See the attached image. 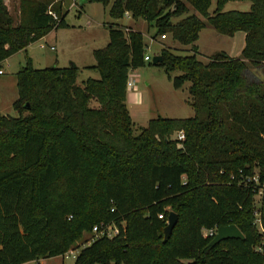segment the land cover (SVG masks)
Instances as JSON below:
<instances>
[{
	"label": "trees",
	"instance_id": "trees-1",
	"mask_svg": "<svg viewBox=\"0 0 264 264\" xmlns=\"http://www.w3.org/2000/svg\"><path fill=\"white\" fill-rule=\"evenodd\" d=\"M81 1L101 3L114 20L88 67L98 77L77 83L73 63L37 69L26 56L15 73L19 114L0 113V264L62 255L101 222L120 233L80 248L72 264H264L253 252L264 240V192L258 230L256 191L240 184L264 173V0H248L247 11L221 10L243 0H216L212 13L211 0ZM187 4L202 18L191 13L172 23ZM47 6L19 0L15 24L0 0V62L64 24L60 4L51 6L58 21ZM125 13L153 26L154 42L169 34L191 45L188 55L161 47L157 64L174 89L188 83L192 117L157 116L133 133L126 83L148 47L140 31L117 23ZM206 26L226 36L242 31L240 56L215 51L201 62L194 43ZM179 131L184 141L172 136ZM169 211L177 222L164 238ZM228 224L244 238L209 246L212 236L202 230Z\"/></svg>",
	"mask_w": 264,
	"mask_h": 264
},
{
	"label": "rangeland",
	"instance_id": "rangeland-1",
	"mask_svg": "<svg viewBox=\"0 0 264 264\" xmlns=\"http://www.w3.org/2000/svg\"><path fill=\"white\" fill-rule=\"evenodd\" d=\"M6 1L14 23H19V0ZM43 2H48L47 11L51 10L58 18L59 15L51 6L60 4L64 24L52 28L43 36L44 39L36 40L27 46L26 51H18L11 55L7 61L0 62V69L3 70V74H0V113L4 115L17 117L19 114L12 106L13 101L18 96L15 73L25 62L26 56L31 59L33 67L37 69L52 65L66 67L70 63H73L79 69L77 83L87 78L98 77L97 70L88 67L95 65L93 50L102 49L106 45L107 37L105 35L108 24L114 22L109 17L107 8H104L99 2L82 3L81 0H43ZM215 7L216 0H211L208 11L212 13ZM187 8L188 11L186 13L172 17L171 22L175 23L191 13L202 18L188 4ZM249 8V1H228L222 6L221 10L247 11ZM117 23L128 25L132 29L142 33L144 45L148 47L146 48V53L151 58L156 53H159L161 47H169L175 54H192V51H190L191 45H181L172 41L169 34L165 38L157 36L156 42H154L151 36L155 33V29L143 19L133 20L128 16L117 21ZM38 43H42L43 47H39ZM194 44L198 50L197 58L203 63L208 62L209 56L215 51H225L231 57H239L244 45V33L237 31L232 36H226L219 34L210 26H206L200 31L199 38ZM51 46L56 49H50ZM169 74L173 76L178 74V72H171ZM128 79L135 81V85L132 88L127 87L126 94L127 98H129V94L134 98V102L132 103L126 99L134 119L132 121L134 134L138 133L140 127L146 125L148 119L157 116L165 118H189L194 115L193 109L187 104V98H189L187 92L188 83H185L180 89H174L163 65L153 64L151 60L146 61L142 66L131 70L128 74ZM141 98L143 101H141ZM90 104L91 106L96 105L93 102ZM27 114V111L20 113V115ZM176 135L177 133H173L172 136L175 138ZM254 169H258V166ZM254 202H256V206L253 210V223L258 230H261L258 221L257 197H254ZM204 231L202 230V232ZM88 236L89 231L83 232L81 239L69 246L68 249L75 248L84 243ZM253 252L264 257V240L260 245L253 248ZM74 260L75 257L73 256L63 259L59 255L38 258L30 262L28 261L27 264H61L62 261L64 264H72ZM188 261L184 260V262Z\"/></svg>",
	"mask_w": 264,
	"mask_h": 264
},
{
	"label": "built area",
	"instance_id": "built-area-1",
	"mask_svg": "<svg viewBox=\"0 0 264 264\" xmlns=\"http://www.w3.org/2000/svg\"><path fill=\"white\" fill-rule=\"evenodd\" d=\"M47 13L52 17L54 21H58V17L56 16L54 12H52L51 10H48ZM127 15L128 13H125V16ZM161 37L164 38L165 36L162 35ZM41 46L43 47V45ZM51 49H53V47H51ZM151 59H152L151 56L148 53H145L144 60L150 61ZM1 73H2V70L0 69V74ZM134 85H135L134 80L127 79V83H126L127 87L132 88ZM175 138L179 141H184L185 135L182 131H179L177 135L175 136ZM240 184H243L244 186H250V185L252 186V190L256 191V194L254 195V197L258 198V205H259V199L262 193L264 192V173L262 175H259L257 172H255L252 176L242 179ZM255 205H256V202H255ZM158 218L162 219L163 218L162 214H159ZM258 221L260 224L259 218H258ZM260 228H261V225H260ZM121 229H124V224H121ZM215 231H216V228L205 230L203 232V235L213 236ZM119 233H120V229L116 224L112 222L110 223L101 222L99 224L94 225L91 228V231L89 232V236L84 241V243L80 244L78 247L69 248L61 256L63 259L69 258L71 256L76 257L80 248L84 247L85 245H89L92 241L99 239V238L112 239L113 237L117 236Z\"/></svg>",
	"mask_w": 264,
	"mask_h": 264
},
{
	"label": "water",
	"instance_id": "water-1",
	"mask_svg": "<svg viewBox=\"0 0 264 264\" xmlns=\"http://www.w3.org/2000/svg\"><path fill=\"white\" fill-rule=\"evenodd\" d=\"M160 61H161V55L155 54L152 56L151 62L153 64H157ZM25 107L26 108L28 107L27 103L25 104ZM176 222H177V214L173 211H169L168 216H167L166 225L163 228L164 238H166L171 233ZM226 238L243 239L244 236L235 224L220 225L216 228V231L213 234L212 239L209 242V246H213L216 243H218L220 240L226 239Z\"/></svg>",
	"mask_w": 264,
	"mask_h": 264
},
{
	"label": "crops",
	"instance_id": "crops-1",
	"mask_svg": "<svg viewBox=\"0 0 264 264\" xmlns=\"http://www.w3.org/2000/svg\"><path fill=\"white\" fill-rule=\"evenodd\" d=\"M246 1H248V0H246ZM129 15H127V16H125V17H128ZM200 33V32H199ZM105 37H106V35H105ZM165 38V37H164ZM42 39H44V37H41V38H39L38 40H42ZM107 40V39H106ZM30 45V44H29ZM28 45V46H29ZM41 45H43L42 43H38V46L39 47H41L42 48V46ZM51 47H53V46H51ZM51 47H50V49H51ZM27 48V47H26ZM56 48L55 47H53V49L52 50H55ZM26 51V50H25ZM156 54H158V53H156ZM9 58V57H8ZM8 58L7 59H5L4 61H7L8 60ZM2 70V69H1ZM1 74H3V70H2V73ZM183 87V86H182ZM126 99H128V101L130 102V103H132V102H134V98H133V96L131 95V94H129V98H127V96H126ZM188 99V98H187ZM141 101H143L142 100V98H141ZM188 104V103H187ZM126 105H127V100H126ZM190 106V105H189ZM191 107V106H190ZM127 108H128V111H129V113H130V116H131V119H132V121L134 120L133 119V117H132V113H131V111H130V106H128L127 105ZM192 108V107H191ZM136 116V115H135ZM149 120V119H148ZM148 122V121H147ZM147 124V123H146ZM146 126V125H145ZM142 127H144V126H142ZM30 262V261H29ZM23 264H27V262L26 263H23ZM61 264H64L63 263V261H62V263Z\"/></svg>",
	"mask_w": 264,
	"mask_h": 264
}]
</instances>
